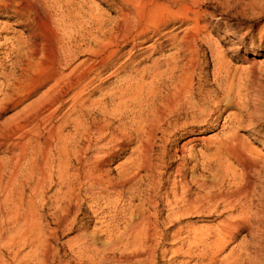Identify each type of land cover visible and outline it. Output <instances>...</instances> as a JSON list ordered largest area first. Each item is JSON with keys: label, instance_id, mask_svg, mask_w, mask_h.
<instances>
[{"label": "bare ground", "instance_id": "obj_1", "mask_svg": "<svg viewBox=\"0 0 264 264\" xmlns=\"http://www.w3.org/2000/svg\"><path fill=\"white\" fill-rule=\"evenodd\" d=\"M97 1L106 5L110 0ZM116 2V17L109 20L96 6L86 7L85 0H0V16L13 19L23 28L22 35L0 44V53L6 50L11 67L7 73L0 68V111L45 88L15 119L0 126V150L12 139L17 140L6 149L10 155L7 160L0 159V249L6 246L16 250L29 241L40 253L36 264H48L51 256L38 213L44 206L60 213L49 238L72 230L76 218L72 210L88 202L102 208L101 212L113 208L115 229L120 222L125 225L117 237H112V246L125 242L141 247L158 235L160 224L179 223L196 211L244 210L247 199L251 200L247 185L213 194V189L225 186L227 172L223 166L218 169L216 184L193 176L188 182L186 172L193 174L197 165L188 170L187 160L196 157L188 153L177 158L170 152L180 138L192 134L186 142L190 144L199 140L193 133L202 135L215 129L224 106L246 112L254 121L243 125L242 132L264 129V115L247 112L250 103L256 107V99L250 103L245 99L255 81L258 61L244 58L247 65L240 70L224 64L228 53L234 59L242 48L264 50V27L255 40L251 27L239 40L234 37L238 40L234 47L211 51L217 84L209 90L207 63L200 51L202 44L212 45L201 37L210 30V25L200 26L209 14L202 10L199 0ZM252 2V10L264 5V0ZM257 15L253 22L264 18V13ZM209 16L210 23L218 26L220 19ZM190 22L193 25L184 30L173 52L167 54L164 44L171 43L172 47L176 42L171 27ZM150 41L152 45L139 48ZM239 71L245 79L235 85ZM111 79L117 81L105 87ZM236 118L231 122L234 131L220 140L204 141L205 159L219 162L224 154L243 162L242 150L250 146L237 132L236 125L242 122ZM127 152L128 159L112 178L107 168ZM173 166L171 188L162 193L167 183L164 177L171 175L168 171ZM244 167L249 169V163ZM237 183L232 179L228 189ZM190 185L207 191V195L193 197ZM125 198V205L119 208ZM162 202L171 211L161 220L157 210ZM248 221L246 214L233 216L220 221L212 232L188 240L212 250L214 260ZM112 234L109 231L105 236L110 239ZM76 241L79 255L86 254L91 260L103 252L94 234L81 233ZM240 249L229 252L235 261H242ZM14 255L16 258L17 252Z\"/></svg>", "mask_w": 264, "mask_h": 264}, {"label": "rangeland", "instance_id": "obj_2", "mask_svg": "<svg viewBox=\"0 0 264 264\" xmlns=\"http://www.w3.org/2000/svg\"><path fill=\"white\" fill-rule=\"evenodd\" d=\"M252 1L254 0H199L201 8L203 11H205V13L214 15L220 19L218 26L210 23L209 15L205 16L202 21H200V26L210 25V30H208V32L201 37L204 40L209 39L212 45L208 46V44L204 43L200 48L201 55L204 57V61L207 63L205 72L207 77L206 79L210 85L208 87L210 88L209 90H213L217 84L214 82L213 77L214 63L211 58V51L215 50L216 47H219L221 50H229L230 47H234L236 45L235 43L239 40L240 35L249 31L251 27L255 30V40L257 39L258 34H260L262 31V27H264V18H260L258 21L253 22V16L255 18L258 16L257 14L264 13V8H262L264 5H262V7L260 6L261 9L258 6L259 8L256 7L255 10H252ZM85 4L88 8L96 6L98 13L104 18L113 20L116 17V0H110L108 3H106V5H99L97 0H85ZM192 25L193 23L190 22L189 24H186L182 27L178 24H175L171 27L173 30L171 35L176 36V42L172 47H170L171 43L164 44L167 54L173 52V47L184 36V30L190 28ZM22 33L23 28L19 26L17 22H15L13 19H9L7 16H0V44L5 40L13 39L19 35H22ZM234 37H237L238 40ZM246 41L249 42L250 37H248ZM152 43L153 41H150L145 46H140L139 48L142 49L148 47L152 45ZM7 47L8 45L5 46V49ZM128 49L129 48L124 49L122 53L126 52ZM145 52L146 50L140 51V53ZM4 53H7L6 50L2 52V54L0 53V68L2 71L7 73L11 71V67ZM228 55V57L226 56L224 58V64L237 70L246 68L247 64L243 62L244 58L247 60L255 58L258 61L259 67L255 71V81L253 85L250 86V88L248 87L249 91L245 99H247L249 103L253 99H256V107L251 106L252 103H250L247 109L249 114L254 116V112L259 111L260 115H264V50L256 49L251 52L245 51V48H242L234 59L231 57L233 56L231 53H228ZM124 61L125 58L122 59L120 63ZM239 72L240 73L237 74L234 82L235 85L238 84V81L242 83V80L245 79V74L241 73V71ZM240 74L242 75L240 76ZM106 75L107 74L102 76L101 79H104ZM116 81V79L109 80L105 87L112 85ZM44 89L45 88L23 99L22 102L15 107L1 110L0 126L6 125L15 119V117L21 113L22 110L32 104L39 97ZM221 112V116L218 118L215 129L205 132L202 135H197L198 132L193 133V135H196L199 140L190 144H186V142L192 134L180 138L174 143L170 155L177 158H185L188 153H191L194 155V157H196V160H187V163H189L187 167L188 170L194 164L197 165V170L196 172L193 171V174L190 172V170L186 172L185 177L186 180L188 179V182L190 176H193L194 178L204 181L207 184H212V182H215L216 184L220 179L218 172L219 167L223 166L226 168V184L224 183L225 186H222L223 188L217 187L213 189V194H218L220 191L225 190L232 192L236 188L247 185V191L251 192L248 193L249 195L247 194V197H251V200L247 199L248 208L246 207L244 210L240 209L233 212L223 210L222 208L221 210L219 208V212L196 211L189 213L187 216L182 217L179 220V223L173 222L170 224H160V227H158L157 230L159 233L155 238L150 239L146 243H142L141 247H136L131 244L125 245V242L117 244L116 246H112L111 243L114 236L117 237L119 233L122 232L125 225L120 222L119 226L117 225V229H115L114 226H116V223L111 219L115 214L113 208H108L101 212L102 208L97 209L88 202L78 205L72 210V217H74V215L76 217L72 230L63 231L59 233L57 237L49 238L48 233L55 228L54 224L56 219L60 216V213L54 211L50 207L48 208V206H44L45 208H41L43 212L39 210L38 213L42 217V232L47 235L45 238H47L48 245L51 248V256L48 260V264H264V129L258 127L254 128V131L252 132H242V129L244 128L243 125L247 126V124L250 125L251 123H254L253 120L248 119L246 112H241L235 108L225 106L222 107ZM233 116L235 118L237 117L235 121L242 122V125H236V130L239 134H242L244 140L249 143L250 146L248 149L242 150L243 159H245L242 163H240L234 157L224 154L222 155L219 162H215L212 159H205L204 155H208V153L206 152L207 144H205L204 141L220 140L224 136L234 131V127L231 125V122L234 118ZM246 118L248 122H251L248 123ZM12 141L16 142L17 140L12 139ZM12 141L7 142L0 150V159L2 162H5L4 160H7V158L10 156L7 154L6 149L8 146H10ZM128 157L129 152L120 154L109 165L107 169L111 172L110 175L112 178H115L116 176L117 167L123 164L124 161L128 159ZM248 163L250 168L246 169L244 165H248ZM174 167L175 166H173L171 170L168 171L169 174L172 173ZM234 178L236 179V182H238L237 185H234L233 189L232 186L228 189V182ZM172 180V174L164 177V181L167 183L165 184L162 193L169 191ZM190 191V194L193 197L199 198L206 196L208 193L207 191L201 190L197 186L193 185H190ZM127 197L128 195L126 198ZM126 198L123 200V202H121L119 208L125 205ZM137 204L138 202L135 201L134 205ZM170 211L171 208H169L166 203L162 202L160 203L157 213L159 218L162 220L167 214L170 213ZM237 214L248 215L249 224L235 237L232 242L229 243L228 246H226L225 249L215 256L214 260H212L211 257L212 250H208L200 244H191L190 240H188L193 236L212 232L214 229H216L220 221L233 216H238ZM109 231L113 233V236H111L110 239L105 236L106 232ZM81 233H86L88 235L94 234L98 247L103 251L95 259L91 260L86 256V254L85 256L84 254L79 255L77 252L76 237ZM159 235L163 237L161 238ZM45 238L43 240H45ZM240 248L242 249L240 254L243 258L241 257L242 261L240 259L238 262L231 257V253L229 252L233 249H235V251H239ZM33 249L34 248L29 244V241H27L23 247L18 249L16 248V250L11 248L9 250L8 247L4 246L2 249H0V264H36L40 253L39 251H36L35 249L34 251ZM16 252L17 257L15 258L14 253Z\"/></svg>", "mask_w": 264, "mask_h": 264}]
</instances>
